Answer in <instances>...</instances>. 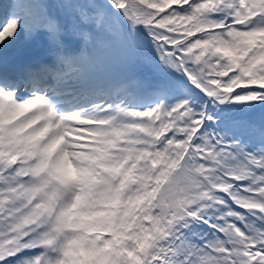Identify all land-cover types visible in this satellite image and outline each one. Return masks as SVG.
<instances>
[{"label": "snow or ice", "instance_id": "6c2138e0", "mask_svg": "<svg viewBox=\"0 0 264 264\" xmlns=\"http://www.w3.org/2000/svg\"><path fill=\"white\" fill-rule=\"evenodd\" d=\"M0 264H264V0H0Z\"/></svg>", "mask_w": 264, "mask_h": 264}]
</instances>
